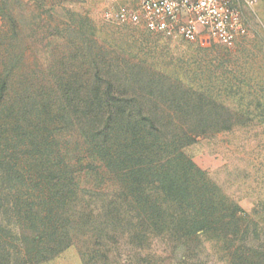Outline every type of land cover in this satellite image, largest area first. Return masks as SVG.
I'll use <instances>...</instances> for the list:
<instances>
[{"label": "rangeland", "instance_id": "374dc122", "mask_svg": "<svg viewBox=\"0 0 264 264\" xmlns=\"http://www.w3.org/2000/svg\"><path fill=\"white\" fill-rule=\"evenodd\" d=\"M129 3L0 0V264H264V0L231 45L104 18ZM108 111L188 163L102 145Z\"/></svg>", "mask_w": 264, "mask_h": 264}, {"label": "built area", "instance_id": "2783aa9c", "mask_svg": "<svg viewBox=\"0 0 264 264\" xmlns=\"http://www.w3.org/2000/svg\"><path fill=\"white\" fill-rule=\"evenodd\" d=\"M257 0H131L105 12L118 25L141 26L172 39L231 45L245 33L240 5Z\"/></svg>", "mask_w": 264, "mask_h": 264}, {"label": "trees", "instance_id": "16d2710c", "mask_svg": "<svg viewBox=\"0 0 264 264\" xmlns=\"http://www.w3.org/2000/svg\"><path fill=\"white\" fill-rule=\"evenodd\" d=\"M6 88L7 87L5 85V90ZM108 98L110 99V96H108ZM109 99L107 100L106 98L105 103H110ZM120 114L122 113L120 112ZM114 115L118 116V113L115 114L112 111L105 113L103 117L104 125L95 129V134H97V137L102 145H105L109 140H111L114 144L117 143V146L120 148L118 154L121 156H126V153L128 157L131 156L132 158H144L153 155L158 157L159 160H166V164H171L172 162H176V160L182 158V160H185L188 163V159H186L182 151V147H184V145L183 142H181V139L183 136L177 135V137L171 127H129L116 123L112 125L110 122L111 117ZM184 132L185 130H181V134H184ZM119 137V142L113 141L117 140ZM143 146L144 152L142 153ZM137 147H139V149L135 150ZM169 149H173L177 154V156L173 157V159L168 157ZM161 168H163V166ZM199 192L200 191L196 189V185L191 182L189 183L184 181L181 183V186L178 187L177 194L182 198L180 203L183 201L185 205H188V208L194 206L195 211H198L197 214L202 211L204 215H200L198 217H200V219L202 217L205 220V217H211V215H206V213L207 207L210 206L212 202L210 199L205 198L204 195H198L200 194Z\"/></svg>", "mask_w": 264, "mask_h": 264}, {"label": "crops", "instance_id": "0c3cea01", "mask_svg": "<svg viewBox=\"0 0 264 264\" xmlns=\"http://www.w3.org/2000/svg\"><path fill=\"white\" fill-rule=\"evenodd\" d=\"M257 2V1H256Z\"/></svg>", "mask_w": 264, "mask_h": 264}]
</instances>
